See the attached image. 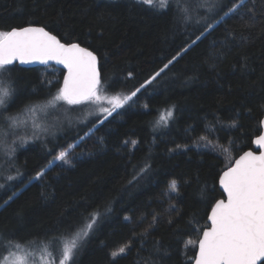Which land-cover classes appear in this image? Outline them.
<instances>
[{
    "label": "trees",
    "instance_id": "obj_1",
    "mask_svg": "<svg viewBox=\"0 0 264 264\" xmlns=\"http://www.w3.org/2000/svg\"><path fill=\"white\" fill-rule=\"evenodd\" d=\"M175 2L162 13L138 0H0V32L40 25L96 52L100 88L109 96L130 95L177 57L107 118L86 105H64L39 139L35 129L7 130L0 138L9 149L0 157V256L43 243L57 249L96 214L68 264H192L211 207L224 198L221 173L262 131L264 0H243L238 14L224 16L187 52L203 17L214 22L241 0H214L212 12L205 0H179L192 16L187 23L172 10ZM12 67L20 93L11 111L43 105L65 77L60 70L53 82L48 69L55 66ZM73 145L69 166L54 164L32 181ZM173 179L181 189L170 199ZM120 248L125 252L113 258Z\"/></svg>",
    "mask_w": 264,
    "mask_h": 264
},
{
    "label": "snow or ice",
    "instance_id": "obj_2",
    "mask_svg": "<svg viewBox=\"0 0 264 264\" xmlns=\"http://www.w3.org/2000/svg\"><path fill=\"white\" fill-rule=\"evenodd\" d=\"M138 2L153 11L162 13L169 11L170 0H138ZM202 7L212 12L216 4L214 0H205ZM241 7H243V0L224 12L214 22H209L207 16L203 17L205 21L203 31L188 45V48L184 49V52L196 45L198 41L202 43L203 39L211 35L221 23L224 16L238 14ZM172 10L182 15L186 23L192 19L189 9L182 7L179 0L172 5ZM176 59L177 57H173L169 60L146 84H141L130 95L123 98L120 96L108 98L100 95L99 62L97 56L87 48H82L78 43H61L55 35L43 27L28 26L0 32V128L8 130L11 134V130L20 123L17 114L9 111L10 105L16 102L20 93L19 81L12 75L14 72L12 66L16 61L27 64L47 63L49 60H55L67 68L63 86L57 90L55 95L49 94L50 99H47L43 105L25 103L24 107L19 109V113H35L37 107L49 108L55 112L64 105L74 106L84 102L100 103L107 100L111 108L100 109L101 112L107 114L105 116L107 118L114 110L132 100L141 88H145L147 84L156 80ZM128 75L131 76V73ZM172 114L171 110L167 111L168 118ZM100 123L103 121L101 120ZM33 128L35 130L32 136L37 139L50 133L49 128H41L35 123H33ZM204 139L205 137H201V140ZM20 142L25 143L26 141L21 138ZM254 143L260 149H264V134L259 135ZM57 161L70 165L69 153L60 151L58 155L53 156L48 168L37 172L33 180L42 179ZM8 179L12 180L15 177L9 176ZM219 184L226 193V198L217 199L211 207V213L207 217L210 225L202 231V237L198 241V255L195 264H260V261L264 260V150L258 155L253 151L244 152L239 159L234 161L233 166L220 175ZM180 189L181 185L177 180H171L167 188L169 198L179 196ZM96 218V214H93L86 229L77 233L70 243L63 244L62 264H67L72 260L80 243L87 237L92 225L96 223ZM13 247L19 248L20 246L17 244ZM124 252L125 248H120L119 253L113 252L112 256L115 258ZM9 255H13L12 252H9ZM0 260H7V257L0 256ZM8 264H24V259L17 256Z\"/></svg>",
    "mask_w": 264,
    "mask_h": 264
},
{
    "label": "rangeland",
    "instance_id": "obj_3",
    "mask_svg": "<svg viewBox=\"0 0 264 264\" xmlns=\"http://www.w3.org/2000/svg\"><path fill=\"white\" fill-rule=\"evenodd\" d=\"M59 72H60V69H58V68L48 69V75L53 80V82H56L58 80ZM62 86H63V84H62ZM100 95L104 96V97H108V98L112 97L111 95L110 96L106 95L104 89H102V88H100ZM84 105H86L85 109H88L90 111L91 110L94 111V112H91V114H96L99 112L103 113L100 111L101 108H111V105L107 102V100H103L100 103L84 102L82 104L74 105V106H84ZM118 109H116V110H118ZM116 110H114L113 112H115ZM9 111L13 114H17V118L20 121V123L18 125H20V127L34 129L33 123L39 125L38 124L39 119H42V122L39 125L41 128H44V127L48 128V126H49L48 122L55 123L56 122L55 113L58 111V109L55 112H52V110L49 108H43V109L37 108V112L34 113L33 116H31L30 114L25 113V112L19 113V110H17V111L9 110ZM62 111L67 112L68 117L74 115V110H71L70 108H64V109H62ZM3 130H4V132H2L0 130V138L7 135L6 134L7 130L6 129H3ZM3 145H5V146H3ZM74 145H76V144H74ZM74 145L71 148H69V150H67L68 153L74 147ZM8 150L9 149H8L7 142H5V144H2L0 146V157H5L8 154ZM57 163L64 165L63 162H60V161H57L55 164H57ZM64 166H69V165H64ZM0 170H1V172L6 171V163H4L3 165L0 166ZM32 181H35V180H32ZM73 238H71L68 241H64V242L60 243V245L57 249L53 248L50 243L35 244V245H30V246L25 247V248L16 249L12 252L13 255H11V256L8 255L7 260H5V264H8V262L10 260H12L14 257H17V256L22 257L24 259V264H62V246L65 243H70ZM117 253H119V251ZM68 263L69 262H67V264Z\"/></svg>",
    "mask_w": 264,
    "mask_h": 264
},
{
    "label": "water",
    "instance_id": "obj_4",
    "mask_svg": "<svg viewBox=\"0 0 264 264\" xmlns=\"http://www.w3.org/2000/svg\"><path fill=\"white\" fill-rule=\"evenodd\" d=\"M28 26H33V27H43V26H40V25H27V26H24V27H28ZM20 28H23V27H15V28H13V29H20ZM43 28H45V27H43ZM13 29H11V30H13ZM11 30H10V31H11ZM45 30L48 31V32H50V31L47 30L46 28H45ZM50 33H51L52 35H55V34L52 33V32H50ZM55 36L61 41V43H64V44H70V43L63 42V41H62L57 35H55ZM73 43H78V42H73ZM78 44H79L82 48H87L89 51L93 52V53L97 56V59H98V62H99V63H98V67H99V71H100V58H99L98 54H97L96 52H94L92 49H90L89 47H86V46H84V45H82V44H80V43H78ZM15 64H18V65H20V66H22V67H25V68L55 66V67H57L58 69L64 71L65 76L67 75V68H66L63 64L58 63V62L55 61V60H49L47 63L33 62V63H27V64H21L19 61H16ZM100 78H101V71H100ZM100 86H101V85H100ZM262 121H264V117H263ZM261 126H262V131H261V133H260L259 135L264 134V123L261 122ZM259 135H258V136H259ZM258 136H257V137H258ZM257 137H255L254 140H253V147H252L251 149H247L246 151H253V152H255V153L258 155L259 152L262 151V150H264V149H260L259 146L256 145V144L254 143V141H255V139H256ZM246 151H244V152H246ZM244 152H243L242 154H240L235 160L239 159V157H240L241 155H243ZM235 160H234V161H235ZM233 165H234V162H233V164H232L231 166H233ZM231 166H230V167H231ZM228 168H229V167H228ZM228 168H226L224 171H226ZM224 171H223V172H224ZM223 172L221 173V175L223 174ZM219 186H220V184H219ZM220 189H221L222 192H223V189H222L221 186H220ZM223 193H224V192H223ZM225 198H226V193H224V198H221V199H225ZM210 213H211V212H210ZM209 215H210V214H209ZM208 221H209V220H208ZM209 225H210V221H209ZM201 237H202V236H201ZM197 255H198V248H197V252H196V256H197ZM196 256H195V258H194L192 264H195ZM263 262H264V260L260 261V264L263 263Z\"/></svg>",
    "mask_w": 264,
    "mask_h": 264
}]
</instances>
